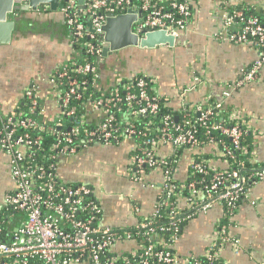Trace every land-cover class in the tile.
<instances>
[{"label": "crops", "instance_id": "crops-1", "mask_svg": "<svg viewBox=\"0 0 264 264\" xmlns=\"http://www.w3.org/2000/svg\"><path fill=\"white\" fill-rule=\"evenodd\" d=\"M58 2L55 10L49 4H39L37 11H22L19 34L8 44H0V120L15 115L26 91L39 98V122L49 124L60 118L62 88L58 74L71 61L74 50L61 0ZM25 3L27 0L19 2ZM239 3L253 5L264 15V0H191V20L174 37L172 46L123 49L131 48L130 63L127 61L130 74L143 73L152 78L155 95L179 114L183 108L193 110L207 103H220L241 112L252 134L251 161L264 164V63L256 79L240 82L257 52L245 43L228 39L237 24L226 23V8ZM104 67H108L105 62ZM109 81L112 78L104 76L105 85ZM134 146L131 138L92 145L62 159L58 167L64 181L92 187L101 209V223L119 230L134 228L153 214L164 180L160 169L135 171ZM213 149L210 145L201 153L212 155L208 162L213 167L225 166ZM172 152L169 145L158 147L160 156L167 157ZM8 158L0 148V195L12 186ZM190 161V154L184 152L175 168L178 180L187 177ZM180 203L187 206L186 199ZM222 217L221 205L215 204L189 218L170 246L178 258L173 264H188L190 256L203 255L217 241L216 228ZM221 226L227 240L222 242L219 256L225 264H264V184H254L227 224ZM138 248L139 242L128 239L116 243L112 252L118 255Z\"/></svg>", "mask_w": 264, "mask_h": 264}, {"label": "built area", "instance_id": "built-area-1", "mask_svg": "<svg viewBox=\"0 0 264 264\" xmlns=\"http://www.w3.org/2000/svg\"><path fill=\"white\" fill-rule=\"evenodd\" d=\"M138 1V6H135L132 0H85L83 5L78 4V0H66L65 4L61 5V11L76 39L84 36L94 38L96 35L102 36L103 39L102 27L108 15L126 14L128 10L141 12V16H137L132 23V31L138 37L153 30H165L167 34L177 37L186 29L188 25L186 20L191 16L189 7L191 0H170L167 6L157 5L151 0ZM172 10L177 11L178 18H174ZM240 16L241 12L236 11L231 16L226 14L225 18L227 24H237L236 29L229 33L228 39L234 43H245L257 52L255 61L240 81L245 82L256 79L264 63V25L254 15L245 18ZM238 17L241 18L240 23L234 20ZM85 45L88 46V52L102 56L103 44L98 48H93L90 43ZM72 66L71 71L78 73L94 71V66L90 63L76 65L72 62ZM60 78L66 79V90L63 94L61 92L60 118L52 123L60 132H56V142L51 147L56 153L74 155L78 148L74 139L79 134V125L85 120L84 113L77 112L71 105L72 98H80V83L70 78L66 70L59 72L58 81ZM149 81L153 83L152 78ZM149 81L137 78L121 88L123 95L115 89L110 96L88 103L93 109L105 107L106 116L95 128L83 131L85 137L83 149L88 148L92 140H96L100 145L115 140L117 130L113 126L114 118L108 112L110 106L124 102V114L131 119L146 114L152 117L156 115L158 104L148 92L149 89L153 90V86H148ZM59 83L61 84V80ZM25 99L28 101V112L37 111L39 106L37 95L32 91H26ZM218 108H222L220 103L198 105L193 110L183 108L180 110L182 122L178 121L179 116L177 120H172L168 114L161 116V122L153 129L157 137L148 140L151 146L142 148L140 154L132 158L135 171L149 167L152 170L160 169L163 173L161 195L158 196L159 201L152 216L156 215L159 205L171 204L172 195L168 188L171 176L161 169L167 157L159 155V145H169L173 152L180 146H194L197 143L198 125L203 127L206 133L212 130L228 137L232 148L239 146L243 132L237 122L232 126L210 122ZM193 113L196 117L192 115ZM240 113L233 110L228 118L234 121L241 120L243 116ZM15 115L17 118L13 121V115L7 116L0 129V148L9 157V177L12 182L11 188L0 195V264H173L178 259L174 253L157 247V243L153 242L156 228L160 231L175 229L180 220L206 212L215 204H225L231 214L237 207V201L247 198L254 184H264V167L250 168L246 174L240 173L239 169H232L226 177L214 173L205 185L203 193L187 200L188 210L185 213L178 214L174 211L170 213L167 226L153 227L154 221L147 220L148 218L140 221L134 229L137 232L144 230L146 236L144 243L119 259L111 250L120 240L130 238L131 232L122 230L120 233L119 230L101 223V209L89 184L58 182L57 172L53 167L43 166L30 158L26 149L39 147L41 136L39 134L31 136L23 129L29 128L40 132L45 129L44 124L37 118L23 117L22 111ZM62 116L70 120L75 118L72 125L68 126L67 132L62 130L66 125ZM129 126L126 128L127 138L135 133L132 125ZM208 140L212 141L210 137ZM26 154L30 159L24 160ZM190 164L195 170L205 174L202 165L192 160ZM248 181L253 182L251 187L246 186ZM185 187L191 193L196 191L194 180ZM164 190L165 196H162ZM216 236L221 244L227 240L223 228L220 230L216 228ZM215 242H212L204 253L209 263L213 256L209 249L215 246ZM187 260L189 262L188 258Z\"/></svg>", "mask_w": 264, "mask_h": 264}, {"label": "trees", "instance_id": "trees-1", "mask_svg": "<svg viewBox=\"0 0 264 264\" xmlns=\"http://www.w3.org/2000/svg\"><path fill=\"white\" fill-rule=\"evenodd\" d=\"M66 0H61V5L65 4ZM170 1V0H169ZM169 1L163 2L162 0H151V2H156L158 4H162L167 6V3ZM182 1V0H178ZM132 2L135 4V6H138L139 1L138 0H132ZM190 12L191 16H189L186 20L187 23L191 20L192 17V6L190 3ZM226 14L232 15L236 11L241 12L240 17H247L249 15L256 16L261 24L264 25V15L261 12V10L253 5H249L246 3H239L230 5L226 8ZM174 18H178L179 15L176 10H172ZM234 18V20L237 23H240L241 18ZM68 26V25H67ZM70 32V42L71 47L74 50L73 57L71 61L64 67L63 70L67 71V74L70 78L76 79L80 83L79 88V94L80 98L75 99L72 98L71 105H73L76 108L77 112H83L85 115V120L82 125H79V134L75 137L76 144L78 145L76 155L83 151L82 148L83 143H85V137H84V130L85 129H91L95 128L100 122H102L105 118V107L100 106L96 109L90 108L88 103L92 100H98V99H104L108 96H110L115 89L119 90V94L123 95L124 92L121 90V88L125 84H129L131 81L137 79V78H144L145 80L149 81L151 78L149 76H145L143 73H127L124 74L120 70H117V72H114V74H111L109 71V67L105 69L104 67V57L101 55L90 53L88 52L87 48L88 46L85 45L86 43H90L93 48L102 47L103 39L102 36L96 35L94 38H88L87 36H84L83 38L76 39L73 35L72 28L68 27ZM72 62L76 65L78 64H85L90 63L94 66L93 72H87V73H78L75 71H71L72 69ZM105 65L107 63L105 62ZM104 76L112 78V81H109V83H104ZM134 78V79H132ZM61 80L60 87L62 88L61 92L62 94L66 90V79L60 78ZM106 81V80H105ZM148 86L152 87L153 83L150 81L148 82ZM149 94L153 96L158 104L157 107V113L154 117H152L150 114H146L143 116H139L136 119H131L130 117H127L124 114V102L117 103L114 106L109 107V113L112 114L114 121L113 126L117 130L116 132V138L115 140H111L110 142H119L125 138H127L126 128L130 127L129 125H132L133 129H135V133L131 135V139L135 142V146L132 150V157L139 155L140 150L142 148H149L151 145L148 143V140L153 138H156L157 135L154 133L153 129L161 122V116L163 115H171L172 120H177L179 116L178 121L182 122V118L180 117V114L177 111L172 110L165 100H163L161 97L155 95V92L151 89L148 90ZM22 111L23 117L25 116H31L32 118H37L38 114L37 111L35 112H28V101L25 99L20 106V109L16 112ZM233 111L231 108H218L215 110V114L212 116L210 122H221L222 124L226 126H232L235 122L238 123L240 129L242 130L243 134L241 136L239 146L237 148H232L230 139L219 132L216 131H209L206 133V130L203 127H199L197 125V131H196V139L197 143L194 146H180L179 148L175 149L174 152L170 156H167L166 163L161 167L163 171H166L170 174V180L168 182V188L170 189L172 195H171V204L169 206H158V211L156 215H151L148 217L147 220H153L154 224L153 227H159L160 225L167 226V220L169 219L170 213L172 211L179 213H185L188 210L187 206L182 207L181 201L183 199H186L189 201V199L196 198L197 195H201L200 193H203L205 185L209 182V179L214 173H219L223 175L224 177L227 176V174L232 169H239L240 173L246 174L248 169L250 168H260L264 167V164L260 163H254L251 161V158L253 157V141H251L252 134L247 128L246 120H230L228 117L230 115V112ZM15 112V114H16ZM194 117H196V114L193 113ZM16 115H13L12 121L16 119ZM177 118V119H175ZM62 119L65 121L66 125L62 128L64 132L68 131V126L72 125V121L75 120V118H71V120L68 117L62 116ZM5 118L0 120V129L2 128L3 124L5 123ZM128 121V123H126ZM52 127V131H51ZM44 130L37 132L33 129L25 128L24 131H27L31 136H35L36 134H39L41 136V145L39 147H30L26 149V152L30 154V158H32L35 162L38 164H41L46 167H53L54 171L57 172V181L67 182L62 179V177L59 174V171H57V168L59 167L60 162L62 159L70 157L72 155H66L61 154L60 152L56 153L55 149H52V144L56 142V132H60L57 127H54L52 123L44 124ZM211 138L212 141L209 142L208 138ZM92 145H100L97 143L96 140H92L89 143V146ZM213 145L214 149L213 152H215V156L219 158L220 160L224 161L225 166L222 167H213L208 161L209 158H211V154L201 153V151L206 148L207 146ZM24 152L25 149L23 148ZM184 152H188L190 154V158L192 162L199 163L202 165L205 169V174H202L195 170L191 164H189L188 167V175L183 180L180 181L175 177V168L177 167V163H179L180 157ZM74 154V155H75ZM217 154V155H216ZM28 158L27 154L24 157V160L30 159ZM213 167V168H212ZM143 170H149L151 168L144 167ZM195 181V193L189 192L188 189H186V185L189 184L191 181ZM68 183H75V182H68ZM253 182L248 181L246 183L247 187H251ZM184 186V188H183ZM167 188V189H168ZM166 189V190H167ZM162 196H165V192ZM161 195V194H160ZM159 195V196H160ZM159 200H157L158 202ZM198 201V200H197ZM243 200L237 201V206L242 202ZM222 207L223 210V217L220 219V224L217 226V228L220 230L222 227L221 225L225 226L228 222V218L230 216V212L228 211V208L225 204H219ZM157 207V206H156ZM236 209V208H235ZM189 221V218H186L184 220H180L178 222V227L173 229L170 228L168 230H162L160 231L158 228L155 230V234H153V242L157 243V247L162 248L164 250H169L172 253L173 250L170 247L172 243L179 237L184 229V227L187 225ZM119 230V229H117ZM126 230V229H125ZM131 232L130 238L123 239H135L136 242H139V245L144 243L145 240V234L143 233L144 230H140L139 232L135 231V229L129 228L127 229ZM121 233L122 230H119ZM120 240V241H123ZM215 246L211 247L210 253L213 254L211 258V262L209 263V260L207 257L203 255L199 256H190L188 264H193L194 262H197L198 264H225L223 259L219 256L218 251L221 248V242L220 240H217L215 242ZM209 247V246H208ZM112 251V250H111ZM140 250H138L139 252ZM114 252H112L113 254ZM127 252H124L122 254H118L117 256L119 259H121V256L125 255ZM217 253V254H216Z\"/></svg>", "mask_w": 264, "mask_h": 264}, {"label": "water", "instance_id": "water-1", "mask_svg": "<svg viewBox=\"0 0 264 264\" xmlns=\"http://www.w3.org/2000/svg\"><path fill=\"white\" fill-rule=\"evenodd\" d=\"M20 0H0V44H8L12 37L19 34L20 24L24 18L22 11L29 9L37 11L39 4H49L52 10L58 7V0H27L24 5L19 4ZM85 0H78L83 5ZM138 14V15H137ZM141 16V12L128 10L126 14L113 16L109 14L102 27L103 50L102 56L110 52L121 50L125 47L153 48L157 45L174 43V36L167 34L165 30H153L145 32L138 37L132 31V23ZM177 119V118H175Z\"/></svg>", "mask_w": 264, "mask_h": 264}, {"label": "flooded vegetation", "instance_id": "flooded-vegetation-1", "mask_svg": "<svg viewBox=\"0 0 264 264\" xmlns=\"http://www.w3.org/2000/svg\"><path fill=\"white\" fill-rule=\"evenodd\" d=\"M131 59V48L127 51L125 49L113 51L110 52L105 57V62L107 63L109 67V71L111 74H114V72H117V70H120L124 74L130 73L129 64H127V61L130 63Z\"/></svg>", "mask_w": 264, "mask_h": 264}, {"label": "rangeland", "instance_id": "rangeland-1", "mask_svg": "<svg viewBox=\"0 0 264 264\" xmlns=\"http://www.w3.org/2000/svg\"><path fill=\"white\" fill-rule=\"evenodd\" d=\"M145 76H148L147 74H144Z\"/></svg>", "mask_w": 264, "mask_h": 264}]
</instances>
